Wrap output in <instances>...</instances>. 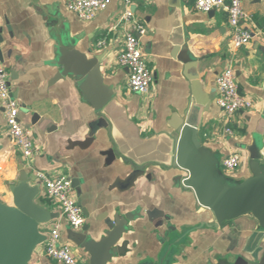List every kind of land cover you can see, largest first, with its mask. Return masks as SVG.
<instances>
[{
    "label": "crops",
    "instance_id": "1",
    "mask_svg": "<svg viewBox=\"0 0 264 264\" xmlns=\"http://www.w3.org/2000/svg\"><path fill=\"white\" fill-rule=\"evenodd\" d=\"M69 1L0 0V67L10 74L19 119L40 147L31 164L51 177H81L73 197L87 212L83 229L73 230L47 200L44 206L60 216L43 225L42 232L48 238L54 223L60 222V242L89 264L77 238L99 241L116 215L131 214L133 220L109 264L157 263L170 244L178 249L172 248L168 264H264V236L249 245L257 226L253 218L240 217L218 229L204 227L186 235L190 228L213 223V217L181 185L185 173L169 166L176 119L184 116L194 94L210 106L200 126L203 144L220 155L221 165L230 154L241 155L239 168L226 174L247 178L251 157L264 163V0H244L249 16L245 25L257 35L239 49L233 46L224 11H198L196 0L132 4L131 11L147 27L141 47L153 73L148 95L129 90V71L118 61L131 30L122 19L124 1L111 0L90 21L69 10ZM62 41L74 42L80 54L98 59L112 94L105 108L109 127H93L98 116L82 94V79L65 73L58 63ZM229 65L239 91L253 102L251 109L230 118L233 135L225 133L226 115L217 104V78ZM124 157L146 167L136 175ZM22 168L32 184H40L25 167L0 104L1 202L12 204L11 187ZM29 264L59 263L48 257L45 242Z\"/></svg>",
    "mask_w": 264,
    "mask_h": 264
},
{
    "label": "water",
    "instance_id": "2",
    "mask_svg": "<svg viewBox=\"0 0 264 264\" xmlns=\"http://www.w3.org/2000/svg\"><path fill=\"white\" fill-rule=\"evenodd\" d=\"M59 49L58 63L64 67L65 73L82 79V94L98 116L93 127H109L105 108L112 94L111 89L104 84L98 59L90 60L80 54L74 48V42L62 41ZM193 97L184 116L176 119V135L173 138L169 166L185 173L180 178L181 185L194 194L200 207L211 213L213 223H202L190 228L186 235L204 227L218 229L226 222L250 217L256 221L257 226L249 239V245L255 244L264 236V163L261 158L251 157L250 176L247 178L239 179L226 174L220 155L203 144L200 137L203 112L209 110L210 106L204 103L199 94ZM36 118L37 114L33 117V123ZM124 158L136 169V175L146 167ZM80 184V176L72 179L76 191H79ZM42 191L41 185L32 184L28 172L22 168L17 184L11 187L12 204L0 201V264H29L36 248L46 242L47 235L41 228L57 220L60 213L41 203ZM83 212L87 216L85 209ZM131 220V214L116 215L113 226L99 241L89 236L77 238V245L87 254L89 264H109L113 260L119 251L117 244L128 230ZM87 230L86 226L84 232ZM172 248L178 249L176 244H170L157 263L145 261L142 264H168Z\"/></svg>",
    "mask_w": 264,
    "mask_h": 264
},
{
    "label": "built area",
    "instance_id": "3",
    "mask_svg": "<svg viewBox=\"0 0 264 264\" xmlns=\"http://www.w3.org/2000/svg\"><path fill=\"white\" fill-rule=\"evenodd\" d=\"M123 1L126 9L122 19L130 23L131 30L126 35L124 49L118 61L129 71L127 83L129 90L135 94L148 95L151 91L153 73L141 47V40L147 34V27L131 11L132 4L145 0ZM110 2L111 0H70L68 9L77 13L81 19L90 21L99 12L105 10ZM243 2L244 0H196L195 8L204 13L226 12L232 32L233 46L239 49L248 45L257 35L245 25L249 16L244 9ZM9 80V72L0 67V104L4 109L9 134L21 151L25 167L33 172L44 190L43 196L61 210L62 216L68 221L70 227L75 231L82 230L86 218L83 208L73 197L74 188L71 177L66 175L51 177L35 169L31 164L32 159L40 153V147L34 142L31 130L26 128L19 119L20 106L11 95ZM217 86L219 92L217 104L226 115L225 133L233 135L234 130L230 125V118L238 111L251 109L253 102L239 91L234 68L231 65L227 66L218 76ZM240 163L241 155L233 153L223 159L222 167L225 172L233 173L239 168ZM60 237L61 223L56 221L46 240L48 257L59 264H85L75 256L69 244L60 242Z\"/></svg>",
    "mask_w": 264,
    "mask_h": 264
},
{
    "label": "trees",
    "instance_id": "4",
    "mask_svg": "<svg viewBox=\"0 0 264 264\" xmlns=\"http://www.w3.org/2000/svg\"><path fill=\"white\" fill-rule=\"evenodd\" d=\"M47 200L50 202V200H49V199H47V198H45V197L43 196V197L41 198V200H40V201H41V203H42V204H44V203H45V201H47Z\"/></svg>",
    "mask_w": 264,
    "mask_h": 264
},
{
    "label": "rangeland",
    "instance_id": "5",
    "mask_svg": "<svg viewBox=\"0 0 264 264\" xmlns=\"http://www.w3.org/2000/svg\"><path fill=\"white\" fill-rule=\"evenodd\" d=\"M86 264H88V263H86Z\"/></svg>",
    "mask_w": 264,
    "mask_h": 264
}]
</instances>
